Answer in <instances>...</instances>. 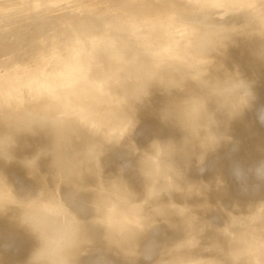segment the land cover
<instances>
[{
	"label": "clouds",
	"instance_id": "obj_1",
	"mask_svg": "<svg viewBox=\"0 0 264 264\" xmlns=\"http://www.w3.org/2000/svg\"><path fill=\"white\" fill-rule=\"evenodd\" d=\"M236 36L258 39L264 53V0H0V150L8 154L16 133L46 130L57 174L66 177L28 199L0 177V210L14 207L38 242L26 264H88L98 246L103 252L92 264H107L104 253L143 264H264V201L246 213L227 212L205 243L208 205L164 200L200 192L181 185L177 155L198 149L203 164L231 142L218 114L226 123L253 104L251 82L218 60ZM174 76L183 87L171 83ZM188 81L198 91L164 112L186 132L183 144L157 140L137 148L135 105L154 84L183 90ZM101 107L107 117L100 130L80 119ZM257 118L264 123V110ZM112 145L138 155L142 198L122 176L103 178L101 157ZM234 176L264 182V162L236 167ZM165 228L184 236L155 240Z\"/></svg>",
	"mask_w": 264,
	"mask_h": 264
},
{
	"label": "rangeland",
	"instance_id": "obj_2",
	"mask_svg": "<svg viewBox=\"0 0 264 264\" xmlns=\"http://www.w3.org/2000/svg\"><path fill=\"white\" fill-rule=\"evenodd\" d=\"M237 39H238V42L240 40L243 41V39L246 41V39L243 37H237ZM245 53L246 52H244L243 50H239L234 55L237 58V62H235V63L233 62L231 64L232 67L228 68V70L234 71V70H236V67L239 68L241 62L240 61L238 62V60H240V58L242 56H244ZM238 64H239V66H237ZM241 68H242V65L239 69H241ZM252 75H256V76L253 78ZM263 75H264V69H260V70H258V73H249L248 72L245 74V76H243L246 80L251 82V84L254 80H256L255 83H257V80L259 82L257 85L258 88L255 86H252L255 98H256V94L259 91V93H258V95L260 94L259 100H257L256 103H254L255 102V99H254V102H253L250 109H246L242 114H240L236 118H234L230 121H227L229 123H227V122L224 123L226 121V118L224 116L218 114V116H221V117H218L219 120L221 121V124H222L221 129L224 130L223 128H226L228 126L226 128V130L228 129V131H230V132L234 131V132H232V134H229L230 132L228 133V131H227V133L229 134V136H231V139H232L231 142L226 143L227 146L224 143V145L222 144L221 147H219L217 150L213 151L212 153L209 152L206 155V157L204 159L205 163L203 162V164H201L199 161V150L198 149L195 150L196 152L195 151L194 152L189 151V153L187 155L180 153L176 157L177 166L180 167L182 172H183V178L180 181L181 185L187 186L188 184H193V185L196 184V186H198L200 188V192L199 193L193 192V194L190 196H188L186 193L173 192L170 197L165 196L164 200H165V202H167L168 200H172L173 202H175L178 205L187 204L189 206H193V207H197V208L201 205H208L209 204L208 210L203 212L205 222L210 226L208 231L205 233V240H204L205 243L207 242L206 238L212 236L214 228L223 226L224 222L227 219V212H233L234 211L236 214H239V212L240 213L241 212L246 213L249 210V206H255V203L257 204V203H260L259 201L264 200V182H259L254 177H251V176L246 182H241V181H238L234 176V169L236 168V166L241 167L243 169L245 168L244 170L247 171L249 169L254 168L259 163L264 162V152H263L264 148H262V147H264L263 146L264 142L262 144V142H260L261 140L260 141L254 140V139L258 140L260 137V139H262V141H264V123H262L257 118V115H256L258 111L264 110V99H263V101H261L262 98L264 97V77H262V80H261V76H263ZM178 80L181 81V83ZM260 81H263V83L260 84ZM171 83L174 86L183 87V81L180 79L179 76H174L173 79L171 80ZM184 87L185 88H184V91H182V93L172 95V94H170V91L166 90L163 86H161L159 84H157V85L154 84L150 89V94L148 96H146V98L144 97L140 102H138L135 105L137 126H136V129L134 130V132L131 136V141L134 142L136 146L138 145L137 148L146 149L150 146V144L153 141H157V140L161 141V142L173 141L178 146L183 144V140H184V137L186 135V132L174 120L166 119L164 116V112H165V109L167 107H169L172 102H175V100L182 99V98L198 91L197 85H195V83L192 81L186 82ZM257 89H258V91H257ZM257 103H259L260 105ZM210 107H214V106H210ZM100 112L105 115L102 117V119L100 118V120L97 119V117H96L97 112L95 113L96 118L95 117L92 118L93 113L88 112L86 115L88 119L86 118V116L81 117L80 119L88 126H90L89 124H91V122H92V124L95 122V124H93L91 127L98 129L97 127L99 126L100 121L101 120L104 121L107 117V109L102 110V111L100 110ZM101 113L98 115H102ZM93 119L96 121L93 122ZM145 120H146V122H145ZM243 120H244V122H243ZM245 121L249 125H247ZM164 122L166 123V125L164 124ZM237 122H239V123H237ZM257 122H259V123H257ZM97 123H98V126L94 127V125H97ZM241 123L243 124V127H240V126H242ZM233 124H234V126L232 127ZM152 125H154V126H152ZM244 125H245V127H244ZM249 127H250V129H248ZM254 127L256 128V130ZM246 128H247V130H245ZM235 131H236V133H235ZM237 132H238V134H237ZM240 133L243 134L242 135L243 138H242ZM236 134H237V136H236ZM248 138L251 140L249 141ZM259 143H261V146ZM256 144H258V146ZM249 145H251V146H249ZM253 145L257 146V148H255ZM122 146H124V145H122ZM244 146H245V148H244ZM252 146H253V148H252ZM108 147H110V146H108ZM53 148H54V137L52 136V134L46 130L37 129L35 132H31V133L30 132H24V133L19 132L18 134H15L14 135V143H12L9 146L8 154H7L6 150H5V155H4L3 151L0 150V153H1V155H0V177H5V176H3V174H6L7 181L9 183L10 187L12 188L14 195H16L18 198H23V199L34 198L36 195L39 194V192L42 189L45 188V185L47 187L49 185L50 187H48V188H50V189H55L58 181L66 178L62 172L58 173V174L56 173L57 170L53 164L54 163ZM246 148H249V151ZM261 148L263 149V151L260 150ZM258 149L261 152L258 151L259 152L258 153L257 152ZM244 150L245 151L247 150L246 154H244L245 153ZM250 150H252V151H250ZM216 151H218V152H216ZM108 152H109V150L107 148V151L105 152L104 155L107 154L106 156L109 159V161L103 162L101 160V165H102L101 168H103V170H102L103 178L105 177V180H110V179L112 180L115 177L119 178L122 176L123 179H125L127 181L129 186L135 192H137L139 194V196L141 195L140 197L142 198L144 195L143 193L145 192V187L142 188V185L143 184L145 185L146 181H144L145 179L141 174L138 175V173H140L139 167H138V159H139L138 155L132 153L128 149H123V147L118 153H114V152L108 153ZM255 152H257V153H255ZM247 154L248 155L251 154L252 156H249V158L247 159L246 158V157H248V156H246ZM259 154H260V156H259ZM208 156H210V157H208ZM245 158L247 161H245ZM101 159H102V157H101ZM216 159H218V160H216ZM208 161H209V163H208ZM253 162H255V163H253ZM46 163H48V164H46ZM104 164H106V165H104ZM253 164H254V166H253ZM205 165H207V166H205ZM50 166H52V167L50 168ZM116 166H117V168H116ZM188 167H190V168H188ZM49 168L52 170H50ZM120 169H122V170H120ZM210 169H211V171H210ZM48 170H50V171L48 172ZM115 171L116 172L118 171V172L116 173ZM135 171H136V173H135ZM134 173L136 176H133ZM205 173H206V175H205ZM12 174L13 175L15 174V175L13 176ZM42 175H45V176H42ZM38 176H41V178H39ZM131 176L133 177L132 179H131ZM13 177H14V179H13ZM37 177L40 180H38ZM44 177H46V178H44ZM91 178L92 179H90V177H88L89 184H95L97 182V180H95L96 178L95 177H91ZM135 178L139 179V181L136 180ZM45 179L48 182V184L46 181H44ZM133 179H135V180H133ZM17 180L18 181L20 180V182H22V183L19 182V184L17 183V185H16L15 182ZM42 180H43V182H42ZM52 180H54V181H52ZM55 180H58V181H55ZM90 180L92 183H90ZM131 180L134 182L136 181V182L133 183ZM137 181L138 182L142 181L140 183H143V184L139 185V187H138V184H140V183H138ZM220 181H223V183L221 184ZM203 182H206V183H203ZM54 183H56V184H54ZM133 184H134V186H133ZM201 184H202V186L203 185H205V186L202 187ZM37 185H39V186H37ZM40 185H41V187H40ZM61 185H60V191H63L61 193L62 194L67 193L68 192L67 184H63L62 186ZM63 186L64 187L66 186V188H65L66 191H65ZM220 186H221V188H220ZM224 187H225V189H224ZM40 188H42V189H40ZM216 189H217V191H216ZM251 190H252V192H251ZM30 191H33V192L31 193ZM221 197L223 198V201H225V203H223ZM259 197H261V199H259ZM84 198L87 199L88 197L87 198L85 196L82 197L81 201ZM243 199H244V202H243ZM252 199H254V200H252ZM252 201L254 202V204ZM250 203H251V205H250ZM237 205L239 206L238 208L236 207ZM10 207H12V206H10ZM242 207H244V208H242ZM234 208H235V210H234ZM12 209L13 208H9L7 211L2 210V212L0 210V212H1L0 213V241H1L0 242V244H1L0 245V256H1L0 257V264H17V263L18 264H26L27 258L29 257L31 251L37 246L38 242H37L36 238L29 232V230L26 227L23 228L24 226H22L20 223H18L19 222L17 219L18 213L15 212L17 210L14 208L15 210L13 211ZM243 209H245V210L242 211ZM13 212H14V214H12ZM9 214H11V215H9ZM82 214H85V213H82ZM4 216H6V217L9 216V217L6 218ZM13 217H15V218H13ZM7 220H8V222L9 221L10 222L7 223ZM14 223L16 225V228L14 226ZM20 226H21V228H20ZM17 230H18V232H17ZM28 235H29V237H25ZM156 235H158V236H156ZM23 236H24V238H23ZM183 236H184V232L182 229H176V230L171 231L170 229L165 228L162 230H158V233L156 232L154 234L153 238L155 239V237H156L155 240H157L161 243H163V242L164 243H170V242H173L175 240L183 238ZM165 237H166V239H165ZM169 237H171V239ZM168 238H169V240H168ZM34 239H35V241H34ZM166 240L169 242H167ZM32 242L35 243L36 246H34L35 244H33ZM96 251L97 252H94L91 256L88 257L89 259L87 258L88 264H90V262H92L95 259L96 255L103 252V249H102V247L98 246ZM3 254H4V256H3ZM113 255L110 253H104V257L106 259L107 264H118V263L121 264V261L123 264H131L129 262H132V264H134V263L139 264L136 261L133 263V261H131V260L128 261V259H125L122 256L117 255L118 256V258H117V256L114 255L115 259H118V261H116L113 259V257H112ZM91 259H93V260L91 261ZM19 261H21V262H19ZM140 262H141V264L143 263L142 261H140Z\"/></svg>",
	"mask_w": 264,
	"mask_h": 264
},
{
	"label": "bare ground",
	"instance_id": "obj_3",
	"mask_svg": "<svg viewBox=\"0 0 264 264\" xmlns=\"http://www.w3.org/2000/svg\"><path fill=\"white\" fill-rule=\"evenodd\" d=\"M231 22V21H230ZM237 22H239V21H237ZM237 37H243V38H245L246 39V41L243 39V41H239L238 42V39H237ZM239 50H243L244 52H246L245 54H244V56H242L241 58H240V60H238V62L240 61L241 62V64H240V67H241V65H242V68L241 69H239V68H237L236 67V69H238L239 70V72L241 73V75L242 76H245V74L246 73H258V70H260V69H264V53H262L261 52V42L258 40V39H256V38H248V37H244V36H236V37H234V42H229L228 43V45H227V48L224 50V52H223V54L222 55H220L218 58V60L219 61H221L222 63H223V65H224V67L226 68V69H228V68H231L232 66H231V64L234 62H237V58L234 56ZM237 66H239V64L237 65ZM256 75H252V77L254 78ZM262 77H264V75L263 76H261V80H262ZM179 81V80H178ZM180 83H181V81H179ZM189 82V81H188ZM256 82V80H254L253 82H252V86H255V87H257L258 88V80H257V83H255ZM263 83V81H260V84H262ZM176 84V83H175ZM157 85V84H156ZM196 85V84H195ZM260 86V85H259ZM185 88V87H184ZM184 88H183V90H181V89H179V88H176V89H172L171 91H170V94H172V95H174V94H180V93H182V91H184ZM156 90V89H155ZM257 91H258V89H257ZM255 92V91H254ZM256 93V92H255ZM258 93H259V91H258ZM258 93L256 94V98H255V102L254 103H256V101L257 100H259V96H260V94L258 95ZM262 96V95H261ZM182 97V96H181ZM146 98V97H145ZM261 98V97H260ZM163 99V98H162ZM263 99H264V97L262 98V100L261 101H263ZM156 101V100H155ZM161 101V100H160ZM176 101V100H175ZM117 102V101H116ZM115 102V100L113 101V100H109L108 101V103L109 104H114V103H116ZM173 103V102H172ZM171 103V104H172ZM170 104V103H169ZM257 104H259V103H257ZM262 104V103H261ZM149 105V104H148ZM166 105V104H165ZM260 105V104H259ZM147 106V105H146ZM157 107V106H156ZM162 107V106H161ZM164 108V107H163ZM106 108L105 107H101V108H99L96 112H97V114H96V117H97V119H99L100 120V118L102 119V117L103 116H105L103 113H101L100 112V110L102 111V110H105ZM140 109V108H139ZM157 112V111H156ZM87 113H88V111H82L81 113H80V118L81 117H84V116H86L87 115ZM102 114V115H98V114ZM145 113V112H144ZM252 113V112H251ZM159 114V113H158ZM144 115V114H143ZM151 115V114H150ZM257 115V114H256ZM95 117V114H92V118H94ZM95 117V118H96ZM218 117H221V116H218ZM256 117V116H255ZM86 118H87V116H86ZM139 118V117H138ZM247 118V117H246ZM245 118V119H246ZM88 119V118H87ZM140 119V118H139ZM143 119V118H142ZM219 119V118H218ZM94 121H96V120H94L93 119V122ZM254 121V120H253ZM88 122V121H87ZM91 122V121H90ZM98 122V121H97ZM141 122V121H140ZM145 122H146V120H145ZM243 122H244V120H243ZM246 122V121H245ZM251 122V121H250ZM249 122V123H250ZM256 122V121H255ZM99 123V122H98ZM98 123H97V125H94V127H96V126H98ZM225 123V122H224ZM227 123H229V122H227ZM234 123V122H233ZM237 123H239V122H237ZM254 123V122H253ZM257 123H259V122H257ZM93 124H95V122L93 123ZM92 124V122H91V124H89L90 125V127L93 125ZM162 124V123H161ZM164 124L166 125V123L164 122ZM232 124V123H231ZM246 124H247V122H246ZM245 124V125H246ZM261 124V123H260ZM174 125V124H173ZM222 125V124H221ZM238 125V124H237ZM241 125L242 126H240V127H243V124L241 123ZM245 125H244V127H245ZM247 125H249V124H247ZM102 126H103V121L101 120L100 121V124H99V126L97 127L98 129L97 130H100L101 128H102ZM152 126H154V125H152ZM234 126V124L232 125V127ZM253 126V125H252ZM260 126V125H259ZM176 127V126H175ZM223 127V126H222ZM228 127V126H227ZM226 127V128H227ZM231 127V128H232ZM237 127V126H236ZM93 128V127H92ZM142 128V127H141ZM165 128V127H164ZM253 128V127H252ZM255 128V127H254ZM145 129V128H144ZM223 129H225V128H223ZM235 129V128H234ZM233 129V130H234ZM248 129H250V127L248 128ZM245 130H247V128L245 129ZM244 130V131H245ZM255 130H256V128H255ZM3 131V129H2V127H0V132H2ZM227 131H228V129H227ZM237 131V130H236ZM236 131H235V133H236ZM263 131V130H262ZM157 132V131H156ZM230 131H228V133H229ZM232 132H234V131H232ZM232 132H230L229 134H232ZM249 132V131H248ZM258 132V131H257ZM24 133V132H23ZM31 133V132H30ZM160 133V132H159ZM227 133V134H228ZM234 133V134H235ZM247 133V132H246ZM254 133V132H253ZM16 134H18V133H16ZM228 134V135H229ZM237 134H238V132H237ZM237 134H236V136H237ZM241 134V133H240ZM248 134V133H247ZM250 134V133H249ZM243 134H241V136H242ZM245 135V134H244ZM253 135V134H252ZM258 135V134H257ZM24 136V135H23ZM157 136V135H156ZM261 136V135H260ZM16 137V136H15ZM231 137V136H230ZM247 137V136H246ZM134 138V137H133ZM155 138V137H154ZM162 138V137H161ZM160 138V139H161ZM182 138V137H181ZM237 138V137H236ZM242 138H243V136H242ZM257 138V137H256ZM150 139V138H149ZM169 139V138H168ZM177 139V138H176ZM249 139V138H248ZM232 140V139H231ZM251 139H249V141H250ZM255 141H260V142H262V144H263V142L264 141H262V139H260V137H259V139L257 140V139H254ZM244 141V140H243ZM242 141V142H243ZM246 141V140H245ZM251 143V142H250ZM35 144V143H34ZM226 144V143H225ZM252 144V143H251ZM255 144V143H254ZM260 144V146H261V143H259ZM224 145V144H223ZM257 146H258V144H256ZM138 146V145H137ZM226 146H227V144H226ZM248 146V145H247ZM249 146H251V145H249ZM254 146V145H253ZM253 146H252V148H253ZM257 146H254L255 148H257ZM264 146V145H263ZM122 147H123V149H128L127 147H125V146H122V145H119V146H117V145H112V146H110V147H108V150H109V152L108 153H112V152H114V153H118L121 149H122ZM221 147V146H220ZM223 147V146H222ZM225 147V146H224ZM240 147V146H239ZM244 148H245V146H244ZM262 148H264V147H262ZM260 149L261 151H263V149ZM16 149V148H15ZM242 149V148H241ZM246 149H248V151H249V148H246ZM251 149V148H250ZM41 150V149H40ZM129 150V149H128ZM236 150V149H235ZM234 150V151H235ZM254 150V149H253ZM259 149L257 150V152L258 151H260ZM27 151V150H26ZM107 151V150H106ZM222 151V150H221ZM224 151V150H223ZM245 151V150H244ZM247 151V150H246ZM246 151H245V153L244 154H246ZM250 151H252V150H250ZM256 151V150H255ZM260 151V152H261ZM48 152V151H47ZM196 152V151H195ZM216 152H218V151H216ZM257 152H255V153H257ZM264 152V151H263ZM42 153V152H41ZM212 153V152H211ZM220 153V152H219ZM242 153V152H241ZM251 153V152H250ZM259 153V152H258ZM239 154V153H238ZM249 154V153H248ZM246 155V156H248V157H246L247 159L249 158V156H252L251 154L250 155ZM0 155H1V153H0ZM107 155V154H106ZM106 155H103L102 156V161L103 162H108L109 161V159L107 158V156ZM214 155V154H213ZM237 155V154H236ZM235 155V156H236ZM240 155V154H239ZM255 155V154H254ZM258 155V154H257ZM40 156V155H39ZM131 156V155H130ZM180 156V155H179ZM212 156V155H211ZM222 156V155H221ZM259 156H260V154H259ZM208 157H210V156H208ZM218 157V156H217ZM216 157V158H217ZM212 158V157H211ZM246 158H245V161H247L246 160ZM256 158V157H255ZM258 158V157H257ZM118 159V158H117ZM116 159V160H117ZM207 159V158H206ZM215 159V158H214ZM220 159V158H219ZM132 160V159H131ZM216 160H218V159H216ZM243 160V159H242ZM33 161V160H32ZM47 161V160H46ZM133 161V160H132ZM179 161V160H178ZM221 161V160H220ZM27 162V161H26ZM37 162V161H36ZM39 162V161H38ZM115 162V161H114ZM120 162V161H119ZM211 162V161H210ZM227 162V161H226ZM22 163V162H21ZM31 163V162H30ZM50 163V162H49ZM183 163V162H182ZM186 163V162H185ZM199 163V162H198ZM205 163V162H204ZM208 163H209V161H208ZM253 163H255V162H253ZM46 164H48V163H46ZM51 164V163H50ZM49 164V165H50ZM54 164V163H53ZM184 164V163H183ZM240 164V163H239ZM246 164V163H245ZM2 165V164H1ZM24 165V164H23ZM41 165V164H40ZM48 165V166H49ZM104 165H106V164H104ZM119 165V164H118ZM130 165V164H129ZM208 165V164H207ZM207 165H205V166H207ZM214 165V164H213ZM236 165V164H235ZM234 165V166H235ZM249 165V164H248ZM21 166V165H20ZM122 166V165H121ZM120 166V167H121ZM134 166V165H133ZM180 166V165H179ZM199 166V165H198ZM215 166V165H214ZM253 166H254V164H253ZM38 167V166H37ZM52 166H50V168H51ZM101 167H102V165H101ZM210 167V166H209ZM237 167V166H236ZM245 167V166H244ZM29 168V167H28ZM27 168V169H28ZM41 168V167H40ZM49 168V169H50ZM116 168H117V166H116ZM185 168V167H184ZM188 168H190V167H188ZM211 168V167H210ZM224 168V167H223ZM228 168V167H227ZM231 168V167H230ZM106 169V168H105ZM208 169V168H207ZM245 169V168H244ZM249 169V168H248ZM30 170V169H29ZM50 170H52V169H50ZM50 170H48V172L50 171ZM57 170V169H56ZM102 170H103V168H102ZM120 170H122V169H120ZM128 170V169H127ZM14 171V170H13ZM40 171V170H39ZM47 171V170H46ZM204 171V170H203ZM202 171V172H203ZM210 171H211V169H210ZM30 172V171H29ZM116 172V171H115ZM118 172V171H117ZM116 172V173H117ZM201 172V171H200ZM213 172V171H212ZM57 173V172H56ZM110 173V172H109ZM135 173H136V171H135ZM135 173L133 174V176H136L135 175ZM207 173V172H206ZM206 173H205V175H206ZM218 173V172H217ZM106 174V173H105ZM140 173H138V175H139ZM191 174V173H190ZM214 174V173H213ZM13 175V174H12ZM11 175V176H12ZM15 175V174H14ZM13 175V176H14ZM18 175V174H17ZM48 175V174H47ZM46 175V176H47ZM228 175V174H227ZM3 176H5L6 177V174H3ZM28 176V175H27ZM42 176H45V175H42ZM108 176V175H107ZM115 176V175H114ZM225 176V175H224ZM8 177V176H7ZM36 177V176H35ZM39 178H41V176H38ZM37 177V178H38ZM49 177V176H48ZM58 177V176H57ZM252 177V176H251ZM12 178V177H11ZM21 178V177H20ZM32 178V177H31ZM38 178V180H40ZM44 178H46V177H44ZM43 178V179H44ZM55 178V177H54ZM113 178V177H112ZM116 178H118V177H115V178H113V179H116ZM133 177L131 176V179H132ZM250 178V177H249ZM13 179H14V177H13ZM90 179H92L91 177H90ZM104 179H105V177H104ZM110 179V178H109ZM136 179V178H135ZM135 179H133V180H135ZM234 179V178H233ZM89 179L87 178V181H88ZM96 180V179H95ZM111 180V179H110ZM136 180H138L139 181V179H136ZM251 180V179H250ZM13 181V180H12ZM23 181V180H22ZM29 181V180H28ZM36 181V180H35ZM44 181H46V179L44 180ZM52 181H54V180H52ZM55 181H58V180H55ZM129 181V180H128ZM132 181V180H131ZM137 181V182H138ZM145 181V180H144ZM193 181V180H192ZM196 181V180H195ZM19 182H20V180L18 181H16L15 182V184L17 185V183L19 184ZM42 182H43V180H42ZM47 182V181H46ZM96 182V181H95ZM133 183H135L134 181H132ZM140 182H142V181H140ZM140 182H138V183H140ZM209 182V181H208ZM232 182V181H231ZM256 182V181H255ZM20 183H22V182H20ZM88 183H89V181H88ZM90 183H92L91 182V180H90ZM146 183V182H145ZM190 183V182H189ZM203 183H206V182H203ZM28 184V183H27ZM26 184V185H27ZM45 184V183H44ZM47 184H48V182H47ZM53 184V183H52ZM54 184H56V183H54ZM137 184V183H136ZM141 184H143V183H140V184H138V187H139V185H141ZM263 184V183H262ZM43 185V184H42ZM57 185V184H56ZM63 185V184H62ZM61 185V186H62ZM132 185V184H131ZM196 185V184H195ZM250 185V184H249ZM12 186V185H11ZM20 186V185H19ZM37 186H39V185H37ZM46 186V185H45ZM133 186H134V184H133ZM201 186H202V184H201ZM203 186H205V185H203ZM202 186V187H203ZM263 186V185H262ZM33 187V186H32ZM40 187H41V185H40ZM48 187H50L49 185H48ZM54 187V186H53ZM64 187V186H63ZM141 187V186H140ZM143 187H146V184L144 185H142V188ZM234 187V186H233ZM242 187V186H241ZM66 188V186L64 187V189ZM220 188H221V186H220ZM40 189H42V188H40ZM67 189H68V185H67ZM204 189V188H203ZM224 189H225V187H224ZM228 189V188H227ZM240 189V188H239ZM248 189V188H247ZM230 190V189H229ZM65 191H66V189H65ZM216 191H217V189H216ZM232 191V190H231ZM230 191V192H231ZM20 192V191H19ZM31 193L33 192V191H30ZM61 192H63V191H61ZM227 192V191H226ZM250 192V191H249ZM251 192H252V190H251ZM260 193V192H259ZM144 194V193H143ZM206 194V193H205ZM261 194V193H260ZM197 195V194H196ZM240 195V194H239ZM251 195V194H250ZM256 195V194H255ZM141 196V195H140ZM259 196V195H258ZM86 198L88 197V196H85ZM222 198V197H221ZM234 198V197H233ZM248 198V197H247ZM253 198V197H252ZM255 198V197H254ZM258 198V197H257ZM256 198V199H257ZM183 199V198H182ZM246 199V198H245ZM259 199H261V197H259ZM83 200H85V198L83 199ZM82 200V201H83ZM187 200V199H186ZM242 200V199H241ZM252 200H254V199H252ZM172 201V200H171ZM222 201H223V198H222ZM229 201V200H228ZM234 201V200H233ZM247 201V200H246ZM262 201H264V200H262ZM203 202V201H202ZM208 202V201H207ZM214 202V201H213ZM243 202H244V199H243ZM253 202V201H252ZM256 202V201H255ZM259 202H261V201H259ZM223 203H225V201H223ZM229 203V202H228ZM242 203V202H241ZM202 204V203H201ZM204 204V203H203ZM253 204H254V202H253ZM258 204V203H257ZM209 205V204H208ZM227 205V204H226ZM230 205V204H229ZM234 205V204H233ZM241 205V204H240ZM250 205H251V203H250ZM255 205H256V203H255ZM224 206V205H223ZM10 208H13L12 210L14 211L15 209H14V207H10ZM217 208V207H216ZM224 208V207H223ZM232 208V207H231ZM238 208V207H237ZM242 208H244V207H242ZM226 209V208H225ZM240 209V208H239ZM246 209V208H245ZM245 209H243L242 211H244ZM208 210V209H207ZM210 210V209H209ZM234 210H235V208H234ZM241 211V210H240ZM1 212H2V210H1ZM0 212V213H1ZM15 212H17V211H15ZM211 212V211H210ZM234 212V211H233ZM217 213V212H216ZM238 213V212H237ZM12 214H14V212L12 213ZM239 214H240V212H239ZM8 215V214H7ZM9 215H11V214H9ZM222 215V214H221ZM3 216V215H2ZM1 216V217H2ZM211 216V215H210ZM4 217H6V216H4ZM9 217V216H8ZM8 217H6V218H8ZM5 218V219H6ZM11 218V217H10ZM13 218H15V217H13ZM210 218V217H209ZM11 220V219H10ZM15 220V219H14ZM212 220V219H211ZM16 221V220H15ZM10 222V221H9ZM8 222V220H7V223H9ZM13 222V221H12ZM19 223V222H18ZM211 223V222H210ZM11 225V224H10ZM2 226V225H1ZM14 226H15V228H16V225H15V223H14ZM13 226V227H14ZM12 227V228H13ZM212 227V226H211ZM217 227V226H216ZM5 228V227H4ZM3 228V229H4ZM14 228V229H15ZM20 228H21V226H20ZM23 228H25V227H23ZM212 229V228H211ZM215 229V228H214ZM21 230V229H20ZM24 230V229H23ZM25 231V230H24ZM27 231V230H26ZM172 231V230H171ZM4 232V231H3ZM17 232H18V230H17ZM30 232V231H29ZM21 233V232H20ZM157 233H158V231H157ZM156 236H158V235H156ZM207 236V235H206ZM25 237H29V235L28 236H25ZM168 237V236H167ZM23 238H24V236H23ZM163 238V237H162ZM170 239H171V237H169ZM169 238H168V240H169ZM14 239V238H13ZM155 239H156V237H155ZM165 239H166V237H165ZM164 239V240H165ZM207 239V238H206ZM3 240V239H2ZM34 241H35V239H34ZM167 241V240H166ZM1 242V241H0ZM167 242H169V241H167ZM205 242V241H204ZM33 243V242H32ZM164 243V242H163ZM33 244H35V243H33ZM1 245V244H0ZM34 246H36V244L34 245ZM6 247V246H5ZM11 251V250H10ZM27 252V251H26ZM97 252V251H96ZM113 255V254H112ZM3 256H4V254H3ZM2 256V257H3ZM97 256V255H96ZM117 256V255H116ZM1 257V256H0ZM7 257V256H6ZM95 257V256H94ZM110 257V256H109ZM108 257V258H109ZM113 257V259L114 260H116V261H118V259H115V256L113 255L112 256ZM111 257V258H112ZM105 258V257H104ZM117 258H118V256H117ZM9 259V258H8ZM26 259V258H25ZM89 259V258H88ZM94 259V258H93ZM93 259H91V261L93 260ZM17 260V259H16ZM106 260V259H105ZM121 260V259H120ZM4 261V260H3ZM90 261V260H89ZM115 261V262H116ZM129 261V260H128ZM132 261V260H131ZM18 262V261H17ZM19 262H21V261H19ZM88 262V261H87ZM135 261H133V263H134ZM92 262H90V264H91ZM118 263V262H117ZM129 263H131L132 264V262H129ZM139 264H141V262H138ZM18 264V263H17ZM119 264V263H118ZM121 264H123L122 263V261H121ZM135 264V263H134ZM143 264V263H142Z\"/></svg>",
	"mask_w": 264,
	"mask_h": 264
}]
</instances>
